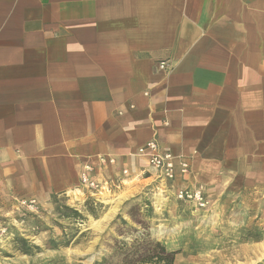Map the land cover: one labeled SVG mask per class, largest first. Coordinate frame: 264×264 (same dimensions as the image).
Masks as SVG:
<instances>
[{
  "label": "crops",
  "instance_id": "1",
  "mask_svg": "<svg viewBox=\"0 0 264 264\" xmlns=\"http://www.w3.org/2000/svg\"><path fill=\"white\" fill-rule=\"evenodd\" d=\"M151 139L264 222V0H0V213L141 174Z\"/></svg>",
  "mask_w": 264,
  "mask_h": 264
},
{
  "label": "rangeland",
  "instance_id": "2",
  "mask_svg": "<svg viewBox=\"0 0 264 264\" xmlns=\"http://www.w3.org/2000/svg\"><path fill=\"white\" fill-rule=\"evenodd\" d=\"M105 179L9 204L0 213V264H126L157 241L177 252L175 264H264V222L180 198L175 179L151 167Z\"/></svg>",
  "mask_w": 264,
  "mask_h": 264
},
{
  "label": "built area",
  "instance_id": "3",
  "mask_svg": "<svg viewBox=\"0 0 264 264\" xmlns=\"http://www.w3.org/2000/svg\"><path fill=\"white\" fill-rule=\"evenodd\" d=\"M137 155L141 156L146 161L148 167L153 168L160 176L170 181L176 178L178 171L181 173L190 171L191 165L187 159L182 156H176L169 150H164L155 139L148 140L140 145ZM101 161L105 163L106 158L102 157ZM110 161L113 162L114 160ZM94 169L92 164L84 165L81 172V184L85 187H99V180L91 173ZM122 172L127 174L129 170L124 167ZM178 196L183 199L194 200L199 206H206L208 202L202 188H180L178 190ZM34 202L35 201L32 200L31 203L33 204Z\"/></svg>",
  "mask_w": 264,
  "mask_h": 264
},
{
  "label": "trees",
  "instance_id": "4",
  "mask_svg": "<svg viewBox=\"0 0 264 264\" xmlns=\"http://www.w3.org/2000/svg\"><path fill=\"white\" fill-rule=\"evenodd\" d=\"M176 251L169 250L163 243L157 241L150 244L146 254L126 264H175Z\"/></svg>",
  "mask_w": 264,
  "mask_h": 264
}]
</instances>
